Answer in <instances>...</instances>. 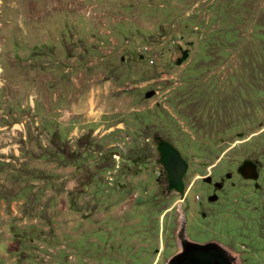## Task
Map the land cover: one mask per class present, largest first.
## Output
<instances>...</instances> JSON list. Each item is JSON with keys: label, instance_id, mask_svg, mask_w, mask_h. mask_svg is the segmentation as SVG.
Here are the masks:
<instances>
[{"label": "rangeland", "instance_id": "1", "mask_svg": "<svg viewBox=\"0 0 264 264\" xmlns=\"http://www.w3.org/2000/svg\"><path fill=\"white\" fill-rule=\"evenodd\" d=\"M221 77L264 78V0H0V264H168L186 238L264 264V193L229 187L236 203L189 225L206 171L188 165L180 203L157 160L171 146V78ZM202 88L207 141L250 138L220 164L264 173L257 120L213 126L217 92ZM142 197L143 214L157 201L153 222L130 214Z\"/></svg>", "mask_w": 264, "mask_h": 264}, {"label": "flooded vegetation", "instance_id": "2", "mask_svg": "<svg viewBox=\"0 0 264 264\" xmlns=\"http://www.w3.org/2000/svg\"><path fill=\"white\" fill-rule=\"evenodd\" d=\"M180 64L181 62L177 63V65ZM252 65L255 66V63H252ZM174 81L180 83H174ZM208 85L214 86L212 90L217 92L218 97L217 104L214 107L216 117L214 116L215 120H212L213 126H216L217 123L220 127H223V125L227 123L235 125L234 122L238 123V119L241 118L245 120L249 119V122H256L257 120V124L259 125L257 130L258 134L264 132V78L260 77L255 80L242 78L228 79L222 77L203 80L171 78V151L175 152L179 159L186 165V170L181 177V182L187 173L189 164H194L197 170L202 168L206 171L204 175L196 176L193 181L196 188H199L200 191L193 200V208L195 211L191 216L192 220L189 219V223H187L189 225L195 223V219H198L200 216L205 217L208 215L211 219H215L220 215L221 208H225L224 204L226 202L228 204L236 203L234 201L236 197H225L223 195L224 192H226L227 195L231 194L229 191L231 189L229 187L234 191L238 189H251V193L253 194L264 193V173H262L257 161L241 160L239 162H233L231 161L232 158H225L224 161L226 163L228 161L231 162H228L226 167L220 164L226 152L242 144L241 142L246 138L244 136L241 138V134H243L244 130L234 131V137H236V139L240 138V141H229L228 137L226 141H224L222 139V133L219 135L216 133L217 136H215V140L207 141V134L204 129V124L206 123L202 121V118L200 119V112L203 106L198 102L195 103V100H198L196 97L198 92L200 90L203 92L202 86ZM236 126L238 127L240 125ZM177 128L180 129L182 133L189 135L188 141H183L182 135ZM217 131L218 129L216 128L215 132ZM249 135L253 136L254 133H249ZM249 139V137L246 138V140ZM223 148L226 150L221 151ZM187 192L188 188L185 193H183L182 189L183 195L179 194L178 196L181 199L180 203L183 202ZM122 197H124L123 204L127 201H131L132 198L134 199V196L129 197V195H122ZM115 198H120V195L117 194L114 196V199ZM142 200L143 197L135 201L137 204L141 205L133 209L134 212L130 209V214L133 218L138 220L141 216L145 215L146 218L148 217L147 219L149 221L153 222L154 215L152 213L153 209L157 208V206H155L157 201L153 198L146 199L144 202H146L147 205L151 204V212L143 214V212L139 210V208L143 207ZM239 200L246 201L244 198H240ZM256 202L258 201H252L253 205H256ZM260 204L258 207L254 206L255 208H253V210H258V212L260 211L259 213L263 212L261 218H264V206ZM171 209L172 207L168 206L164 211L171 213ZM184 215V213L181 214L182 217H184ZM178 218L179 217L172 218L171 222L170 217V238L171 235L172 237L174 235L175 231L171 234V230L174 228L175 222L179 220ZM135 224H137L136 221L130 222V225ZM186 241L189 242L187 238ZM214 244L220 247V245ZM158 252H160V248L156 251V254ZM179 253L178 251L172 254V256Z\"/></svg>", "mask_w": 264, "mask_h": 264}, {"label": "water", "instance_id": "3", "mask_svg": "<svg viewBox=\"0 0 264 264\" xmlns=\"http://www.w3.org/2000/svg\"><path fill=\"white\" fill-rule=\"evenodd\" d=\"M181 57L184 59L186 53L183 51ZM152 91L145 94V97H151ZM158 151V162L163 167L171 189L182 195L181 177L186 170V165L179 159L175 152L171 151V146L163 144ZM168 264H231L229 258L223 250L213 244H191L182 243V250L179 254L171 257Z\"/></svg>", "mask_w": 264, "mask_h": 264}, {"label": "crops", "instance_id": "4", "mask_svg": "<svg viewBox=\"0 0 264 264\" xmlns=\"http://www.w3.org/2000/svg\"><path fill=\"white\" fill-rule=\"evenodd\" d=\"M69 226H71L72 227V225H69ZM70 234H72V233H70ZM73 241V238L72 239H70L69 240V242H72ZM64 243H62L61 245H63ZM59 248H61V246L59 247ZM58 248V249H59ZM51 251V250H50ZM15 258V260H16V257H14ZM71 260H72V257H71ZM33 261V259L31 260V259H25L21 264H36V261L35 262H32ZM45 262H46V260H44ZM44 261L43 262H40L39 264H44ZM13 264H16L15 262H13Z\"/></svg>", "mask_w": 264, "mask_h": 264}, {"label": "built area", "instance_id": "5", "mask_svg": "<svg viewBox=\"0 0 264 264\" xmlns=\"http://www.w3.org/2000/svg\"><path fill=\"white\" fill-rule=\"evenodd\" d=\"M143 51H144V49H143Z\"/></svg>", "mask_w": 264, "mask_h": 264}]
</instances>
